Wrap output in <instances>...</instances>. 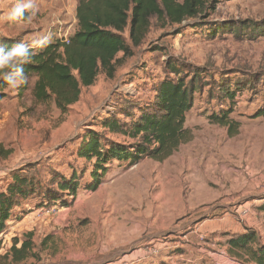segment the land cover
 <instances>
[{
  "label": "rangeland",
  "instance_id": "obj_1",
  "mask_svg": "<svg viewBox=\"0 0 264 264\" xmlns=\"http://www.w3.org/2000/svg\"><path fill=\"white\" fill-rule=\"evenodd\" d=\"M79 1L35 0L32 23L0 20V35L25 40L42 33L52 41L68 40L77 29ZM10 2L0 0V16ZM263 18L264 0H223L207 19L165 28L152 20L137 48L127 29L123 36L133 56L119 54L114 77L101 72L65 113L53 99H36V77L15 91H1L5 157H0V191L24 166H31L43 184L59 174L75 176L80 187L76 197H65V204L33 198L14 209L0 235V254L31 233L34 256L20 264H253L232 257L228 241L255 230L264 243L259 210L264 203V119L255 116L264 108V85L257 83L264 76V37L213 36L212 29ZM168 62L205 71L186 119L193 140L163 162L144 158L130 166L114 161L99 188L91 191L94 162L78 156L85 135L95 130L103 139L131 143L104 132L101 121L131 105L133 115H139V107L152 102L158 83L177 78L167 72ZM224 80L255 84L229 102L218 99V84ZM227 110L241 125L235 137L209 121L210 115ZM119 119L131 120L124 114Z\"/></svg>",
  "mask_w": 264,
  "mask_h": 264
},
{
  "label": "trees",
  "instance_id": "obj_2",
  "mask_svg": "<svg viewBox=\"0 0 264 264\" xmlns=\"http://www.w3.org/2000/svg\"><path fill=\"white\" fill-rule=\"evenodd\" d=\"M223 0H80L77 10V29L68 40L51 41L38 49L33 62L24 65L29 77H36L35 97L40 102L53 99L56 107L65 113L76 104L82 88L95 84L103 72L113 78L117 67V56H133V49L124 38L128 29L133 47H139L145 40L152 24L181 26L192 19H207L216 11ZM203 24V23H202ZM208 24V23H204ZM213 36L232 34L236 38L256 41L264 37V18L258 21H229L216 25ZM180 31L177 29L176 34ZM21 42L20 37L6 38L0 35V46L11 48ZM192 67V68H191ZM169 74L176 79H164L155 86V96L149 104L139 107L135 116L128 106L127 111L109 112L101 121L104 132L120 135L131 143L103 139L105 136L89 130L81 143L78 156L94 162L91 191L102 184L109 164L114 161L127 162L134 166L144 158L163 162L173 156L182 145L193 140V134L186 127L188 113L194 106V96L201 87L203 68L185 63L168 62ZM264 85V76L257 80ZM2 83V81H0ZM253 81L224 80L218 84V99L233 102L238 92L251 89ZM234 87V89H233ZM0 87V101L4 98ZM131 118L121 121L119 116ZM231 111L212 114V124L227 128L230 137L240 131V123L231 118ZM256 118L264 119V108L256 113ZM0 146V157L3 153ZM2 157H5L4 155ZM76 177L68 179L59 174L43 184L31 166L17 169L5 190L0 191V235L7 228L14 209L23 202L42 198L43 203L65 204V197H76L79 190ZM42 203V204H43ZM264 217V203L259 207ZM228 252L238 261L264 264V243L255 230L230 237ZM32 234L22 242L14 240L5 255L0 254V264H20L33 253ZM1 249V240H0Z\"/></svg>",
  "mask_w": 264,
  "mask_h": 264
},
{
  "label": "clouds",
  "instance_id": "obj_3",
  "mask_svg": "<svg viewBox=\"0 0 264 264\" xmlns=\"http://www.w3.org/2000/svg\"><path fill=\"white\" fill-rule=\"evenodd\" d=\"M0 20L13 25L31 24L36 16L35 0H11ZM53 37L36 33L30 39L21 40L11 48L0 46V87L15 91L29 81L24 65L33 62L37 50L47 46Z\"/></svg>",
  "mask_w": 264,
  "mask_h": 264
},
{
  "label": "crops",
  "instance_id": "obj_4",
  "mask_svg": "<svg viewBox=\"0 0 264 264\" xmlns=\"http://www.w3.org/2000/svg\"><path fill=\"white\" fill-rule=\"evenodd\" d=\"M199 229V228H198ZM197 231V230H196Z\"/></svg>",
  "mask_w": 264,
  "mask_h": 264
}]
</instances>
